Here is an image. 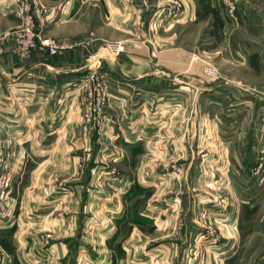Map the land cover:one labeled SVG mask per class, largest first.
<instances>
[{
  "label": "rangeland",
  "instance_id": "obj_1",
  "mask_svg": "<svg viewBox=\"0 0 264 264\" xmlns=\"http://www.w3.org/2000/svg\"><path fill=\"white\" fill-rule=\"evenodd\" d=\"M26 1L35 29L34 10ZM221 1L231 23L237 25V0L233 14L230 3ZM18 2L13 14L0 13V43L2 49L5 41L12 43L19 55L14 32L23 20ZM155 4L145 19L140 18L138 34H104L100 50H90L86 57L81 77L100 73L99 89L106 94V104L96 106L99 89L94 85L91 99L83 83H75L83 128L55 131L63 144L26 148L32 155H56L59 162L44 163L39 174L31 172L38 165L32 162L18 175L12 159L20 148L0 145V156L10 159L3 161L7 168L0 167V221L11 225L0 242L7 250L16 251L12 240L16 232L17 239L40 236L39 248H51L52 238L68 245L63 264H215L213 255H221L225 237L234 236L230 216L236 211L223 217L251 183L241 176L239 163L243 156L254 154L255 170H264V37L252 42L260 45L259 64L253 60V65H246V58L232 64L225 41L232 25L222 22L220 14L213 11L219 15L215 27H211L213 19L203 17L165 31L170 17L164 18L163 12L174 3ZM12 15L21 23L3 31ZM38 39L37 34V46ZM147 44L153 46L148 58L147 50H142ZM181 46L187 49V59L179 71L164 64L168 61L164 51ZM36 47L25 60L33 59ZM137 54L143 55L142 63L134 60ZM102 60L108 62L105 68ZM108 60L125 71L139 66V73H149L154 80L118 88L112 82L117 79L114 64ZM90 101L94 104L88 107ZM259 133L263 144L256 148L261 147V152L253 140ZM44 134L45 142L57 140L51 130ZM63 156L73 158L74 175L67 173L70 163ZM232 164L237 168L230 174ZM42 169L48 173L40 174ZM245 225L250 230L247 221ZM36 255L27 263L46 264L44 256Z\"/></svg>",
  "mask_w": 264,
  "mask_h": 264
},
{
  "label": "crops",
  "instance_id": "obj_2",
  "mask_svg": "<svg viewBox=\"0 0 264 264\" xmlns=\"http://www.w3.org/2000/svg\"><path fill=\"white\" fill-rule=\"evenodd\" d=\"M16 1L20 0H0V13L3 16L13 14V5ZM155 1H162L168 6L171 2L174 3L163 12L164 18L170 17L168 21L165 20L168 23L165 31L172 30L177 24H195L203 17L213 19L211 27H215L214 18L219 15H215L214 12L220 14L222 22L226 21L230 27V15L221 0H30L35 15V29L39 35V45L34 50L33 59L27 61L16 54L11 47L12 43L8 41H5L7 46L3 45L5 49H2L0 43V145H16L20 148L18 155L12 159L18 164L16 170L18 175H23L28 164L32 162L38 165L31 172L38 174L44 163L59 162L56 155L46 157L44 153L32 155L26 148L32 145L43 147L48 144H63L55 131L59 129L80 131L83 128L79 92L73 85L83 76L81 73L87 66L86 57L90 54V50H100L101 40L105 39L104 34L109 32L114 33V36L117 33L123 35V32L138 34L141 29L140 18L145 19L149 15L150 6L156 5ZM204 2L208 4L203 5ZM237 2L240 22L237 25L231 23L230 38L225 39L229 45L230 62L237 64L241 60L240 62L243 63L247 59L249 61L246 65L259 64V59L262 61L259 53L260 45L252 42L253 40L258 42L259 38L264 37V0H237ZM208 10L214 12L208 13ZM12 16L13 21L5 26L3 31L15 28L21 23L20 18ZM173 20L175 21L172 22ZM44 38H52L64 43V51L50 54L41 46V39ZM133 46L131 44L130 48L133 49ZM142 50H147L148 58L153 46L143 45ZM168 50V52L164 51L168 54V61L164 64L177 66L179 71H181L180 66L184 69L187 49L181 46ZM140 57L143 55L137 54L134 59L137 64L142 63ZM170 59H173V62ZM253 60H256V63L252 64ZM102 61L101 64L105 68L108 62ZM108 61L114 64L113 68L116 71L114 78L117 79H113L112 82L116 83L118 88L126 86L124 83L141 84L154 80L149 77V73H139L142 71L139 66L132 65L131 69L125 71L116 63ZM98 62L100 65L101 61ZM117 73H120L122 79ZM178 75L182 73L179 72ZM165 79L163 76L162 81ZM105 123L110 122L106 119ZM46 130H51L52 137L57 135V140L45 142ZM261 137L259 133L258 137L253 139L255 149L260 152L261 147H256L260 142L262 146ZM63 158L70 163V171L68 170L67 173L74 175L73 158L68 159L64 156ZM255 158L254 154L247 158L243 156V163H239L241 176L251 183H247L248 186L240 192L236 206L230 205L232 212H228V216L223 217L227 219L236 211V215L230 216L234 236L225 237L226 244L219 252L221 255H213L215 264H218L219 259L222 264H264V170H255L257 164ZM6 159L10 161L8 157L0 156V167L3 169L7 168L3 163ZM22 163V167L19 168ZM50 168L52 170L51 165L48 169ZM234 168L237 167L232 164L230 174ZM43 173L47 174L48 171L45 173L42 169L40 174ZM246 221L248 226H251L250 230L244 228ZM18 224L20 225V222ZM8 227L11 225H7V221H0V235L8 232ZM13 235L16 251L7 250L8 248L6 249L0 242V264H29L28 257H38V255L34 256L37 252L40 254L39 258L44 256L46 264H63L67 256L68 245L63 242L54 243L53 238L50 240L51 248L43 249L37 247L40 236L28 234L17 239L16 232ZM44 237L42 236V239Z\"/></svg>",
  "mask_w": 264,
  "mask_h": 264
},
{
  "label": "built area",
  "instance_id": "obj_3",
  "mask_svg": "<svg viewBox=\"0 0 264 264\" xmlns=\"http://www.w3.org/2000/svg\"><path fill=\"white\" fill-rule=\"evenodd\" d=\"M226 1H228V4L230 3L229 11L231 14H233V12L236 10V5L234 3V0H226ZM16 9L17 11H19L18 15L23 20L21 27H19L14 32V36L16 39V42H15L16 50L19 53V55H22V57L26 59L27 57L31 56V52L33 48L37 46L35 42V38L37 34L34 29V24L32 20L33 18L30 13L29 2L26 0L19 1ZM42 46L47 47L50 54H55L57 53L58 49L65 48L64 43H61L51 38L42 39ZM99 75L100 73L99 74L93 73L91 75H87L85 79L81 77L75 83L77 82L83 83L82 85L86 87L85 90H88L86 91L87 95L92 99L93 98L92 97L93 96L92 85H94L96 89H99L102 84L101 80H99L100 79ZM85 80L87 82H85ZM106 101H107L106 94L104 95V93H101L99 89L98 98H96V102H95L96 106L98 107L104 106L106 104ZM93 104L94 103L90 101L87 104V106L90 107V106H93ZM0 260H1V257H0Z\"/></svg>",
  "mask_w": 264,
  "mask_h": 264
}]
</instances>
